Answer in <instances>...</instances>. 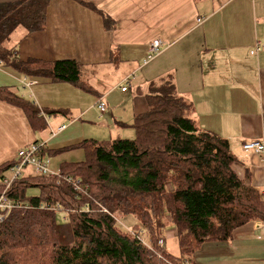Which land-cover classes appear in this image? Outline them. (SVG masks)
Segmentation results:
<instances>
[{
  "label": "crops",
  "instance_id": "1",
  "mask_svg": "<svg viewBox=\"0 0 264 264\" xmlns=\"http://www.w3.org/2000/svg\"><path fill=\"white\" fill-rule=\"evenodd\" d=\"M157 39L161 54L144 65ZM12 43L22 61H75L90 91L0 63V88L33 101L46 125L34 130L22 109L0 100V166L36 143L57 151L85 140L132 139L149 84L172 75L199 126L229 142L234 171L241 179L249 174L264 195V154L243 150L246 142H264V0H54L46 28ZM84 160L83 150L66 151L51 157L50 168ZM176 234L168 230L165 243ZM189 264H264V224L237 229L230 242L204 244Z\"/></svg>",
  "mask_w": 264,
  "mask_h": 264
},
{
  "label": "trees",
  "instance_id": "2",
  "mask_svg": "<svg viewBox=\"0 0 264 264\" xmlns=\"http://www.w3.org/2000/svg\"><path fill=\"white\" fill-rule=\"evenodd\" d=\"M53 1L0 3V63L89 92L75 61H22L12 43L15 35L21 39L46 28ZM104 23L112 28L111 19ZM0 100L22 109L34 130L46 128L30 99L0 88ZM145 100L147 111L132 125L135 139L85 140L46 151L51 158L83 150L85 160L63 164L61 174L87 190L76 192L73 183L42 176L15 185L11 197L30 205L0 223V264H189L204 244L230 242L237 229L264 224V195L249 174L241 179L234 171L237 158L229 142L199 126L174 77L150 83ZM14 163L0 166V176ZM32 187L39 196L27 194ZM43 202L60 209H38ZM129 216L139 225L124 229L118 221ZM168 224L176 230L179 256L159 244ZM143 233L149 247L141 243Z\"/></svg>",
  "mask_w": 264,
  "mask_h": 264
},
{
  "label": "built area",
  "instance_id": "3",
  "mask_svg": "<svg viewBox=\"0 0 264 264\" xmlns=\"http://www.w3.org/2000/svg\"><path fill=\"white\" fill-rule=\"evenodd\" d=\"M163 42L161 40H154L149 47V53L144 61V65L150 63L157 56L161 54L163 48ZM128 85V80L126 81ZM31 82H27V86H31ZM123 92L128 91V86L122 88ZM97 107L101 114L106 112V104L100 99L97 103ZM65 129L64 127L62 130ZM46 147L42 144H33L29 147L22 148L17 154L15 163L7 169V171L0 176V223L4 222L9 213L15 209H26L29 208L28 203H21L14 200L11 197L12 191L15 185L23 178H25V171L30 170L33 176H42L46 178L58 179V183L61 181L73 183L76 192H81L82 190H87L88 187H83L79 181H73L70 177L62 176L61 171L52 172L50 168L51 158L46 156ZM243 150L247 153L264 154V142L263 141H251L243 144ZM45 153V154H44ZM40 210H59L60 205L54 206L48 203H41L38 207ZM87 212L90 211L89 208L86 209ZM69 214H66L64 220H68ZM143 233L141 243L144 246L149 247L150 245H145ZM160 246L165 247V240L162 239L159 242Z\"/></svg>",
  "mask_w": 264,
  "mask_h": 264
},
{
  "label": "rangeland",
  "instance_id": "4",
  "mask_svg": "<svg viewBox=\"0 0 264 264\" xmlns=\"http://www.w3.org/2000/svg\"><path fill=\"white\" fill-rule=\"evenodd\" d=\"M17 36L18 35H15L14 37H17ZM14 37H13V39H14ZM133 138L135 139V136L132 137V139ZM128 139H131V138H128ZM27 194L29 196H39L40 195V190L37 187H32V188L28 189ZM166 220H168V223H170V219H169L168 216H166ZM118 223L124 229H131V228H134L135 226L139 225L138 220L135 217H133V216H129V217H126L124 219H121V221H118ZM171 229L176 231L173 226L168 224L167 227H166V230L164 231V236H166V232L168 230H171ZM144 241L146 243L145 245H151L150 237L148 235L144 236ZM165 248L170 254H172L174 256H179L180 255V249H179L178 240H177L176 236L174 238H167V243H165Z\"/></svg>",
  "mask_w": 264,
  "mask_h": 264
}]
</instances>
